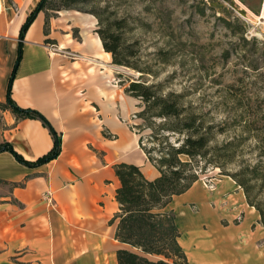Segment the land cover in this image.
<instances>
[{
	"label": "crops",
	"instance_id": "crops-1",
	"mask_svg": "<svg viewBox=\"0 0 264 264\" xmlns=\"http://www.w3.org/2000/svg\"><path fill=\"white\" fill-rule=\"evenodd\" d=\"M40 1L0 0V104H6L11 85V99L43 114L62 137V150L57 159L37 167L0 152V264H119L117 252L130 247L116 239L118 221L110 224L119 211L121 187L114 167L136 165L149 180L160 173L140 148L139 136L120 120L130 112L114 84L120 67L103 53L100 40L70 42L55 29L54 18L45 32L43 12L20 40L22 26ZM4 144L35 162L53 149L54 139L41 121L18 120L10 109L0 108V146ZM212 181L228 187L224 201L233 193L241 195V206L254 217L252 230L192 234L176 224L187 262L264 264L259 212L233 178ZM212 181L211 192L194 187L184 199L217 193ZM187 193L174 197V203ZM212 248H222L226 255H214Z\"/></svg>",
	"mask_w": 264,
	"mask_h": 264
},
{
	"label": "rangeland",
	"instance_id": "rangeland-1",
	"mask_svg": "<svg viewBox=\"0 0 264 264\" xmlns=\"http://www.w3.org/2000/svg\"><path fill=\"white\" fill-rule=\"evenodd\" d=\"M262 1L50 0L46 12L70 42L101 41L97 31L108 28L131 48V64L148 70L147 74L119 66L114 80L121 105L130 111L120 120L137 136L149 137L151 130L137 134L143 124L137 114L143 108L141 100L125 93L131 82L162 84L164 94H180L185 106L203 113L205 127H212L211 141L200 163V181L190 191L196 187L211 192L213 179L233 177L246 184L264 211V26L252 23ZM245 122H256L263 130L248 131ZM170 139L178 146L184 136ZM212 182L218 192L208 193L207 199H184L188 191L177 197L183 199L180 203L173 200L170 208L180 218L178 226L192 234L252 230L254 217L241 206V195L233 193L224 201L228 187ZM211 252L226 255L222 248Z\"/></svg>",
	"mask_w": 264,
	"mask_h": 264
},
{
	"label": "trees",
	"instance_id": "trees-1",
	"mask_svg": "<svg viewBox=\"0 0 264 264\" xmlns=\"http://www.w3.org/2000/svg\"><path fill=\"white\" fill-rule=\"evenodd\" d=\"M41 0L35 11L27 19L20 31V40L40 12L46 15L45 32L49 29L50 19L47 15L48 2ZM102 21H99V25ZM105 52L111 54L112 62L117 66H125L141 73H149L131 64L128 57L133 55L131 48L124 46L119 36L109 34L108 28L98 31ZM22 43L19 45V59ZM264 77V74H262ZM11 85L8 90L6 104L0 108L10 109L18 120H39L46 126L54 139L53 149L35 162L26 161L9 144L0 146V152L9 151L23 165L37 167L57 159L62 150V137L55 131L43 114L33 109L19 107L11 99ZM130 97L138 98L142 102V111L137 118L143 120L139 126L150 129L151 135L139 137L140 148L146 154L149 162L160 173L159 177L149 180L141 168L127 163L115 165L116 175L121 187L117 190L116 200L119 211L110 221H116V239L132 249L140 250L141 254L131 249H120L117 252L119 264H189L185 252L179 244L181 233L177 227L176 215L169 210L173 198L180 196L197 183L200 163L207 157L206 149L211 141L212 127H205V116L192 107H187L182 101V95L170 92L164 94L162 84H147V82L134 81L125 88ZM158 120L161 122L158 123ZM243 128L248 131H260L256 122H245ZM184 136L178 139L177 145L171 142L174 135ZM206 162V161H205ZM208 163V162H207ZM233 178V177H231ZM243 189L250 206L260 214V222L264 228V211L253 201L246 184L233 178Z\"/></svg>",
	"mask_w": 264,
	"mask_h": 264
},
{
	"label": "built area",
	"instance_id": "built-area-1",
	"mask_svg": "<svg viewBox=\"0 0 264 264\" xmlns=\"http://www.w3.org/2000/svg\"><path fill=\"white\" fill-rule=\"evenodd\" d=\"M252 23L258 26H264V0L262 1V5H261L259 13L253 19Z\"/></svg>",
	"mask_w": 264,
	"mask_h": 264
},
{
	"label": "bare ground",
	"instance_id": "bare-ground-1",
	"mask_svg": "<svg viewBox=\"0 0 264 264\" xmlns=\"http://www.w3.org/2000/svg\"><path fill=\"white\" fill-rule=\"evenodd\" d=\"M249 11V10H248ZM250 14H251V12H250ZM253 15V14H252ZM253 17L255 18L256 17V15H253ZM207 185V184H206ZM205 187V186H204Z\"/></svg>",
	"mask_w": 264,
	"mask_h": 264
}]
</instances>
